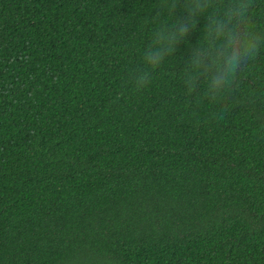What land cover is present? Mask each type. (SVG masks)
<instances>
[{
	"label": "trees",
	"instance_id": "obj_1",
	"mask_svg": "<svg viewBox=\"0 0 264 264\" xmlns=\"http://www.w3.org/2000/svg\"><path fill=\"white\" fill-rule=\"evenodd\" d=\"M158 4L0 0V264H264V47L187 95L200 17L137 91Z\"/></svg>",
	"mask_w": 264,
	"mask_h": 264
},
{
	"label": "clouds",
	"instance_id": "obj_2",
	"mask_svg": "<svg viewBox=\"0 0 264 264\" xmlns=\"http://www.w3.org/2000/svg\"><path fill=\"white\" fill-rule=\"evenodd\" d=\"M252 4L253 0H182L184 14L176 17L181 0H159L149 21L153 27L142 57L145 67L129 76L135 90L141 91L151 83L152 71L166 58L174 57L203 17L201 36L190 46L181 69L186 94H194L202 78L207 81V98L215 101L231 93L238 74L264 47V32L253 27Z\"/></svg>",
	"mask_w": 264,
	"mask_h": 264
}]
</instances>
